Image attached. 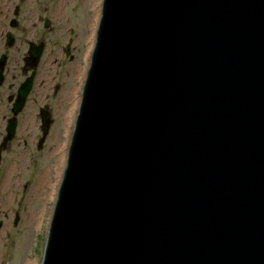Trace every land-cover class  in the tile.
<instances>
[{
  "label": "water",
  "instance_id": "obj_1",
  "mask_svg": "<svg viewBox=\"0 0 264 264\" xmlns=\"http://www.w3.org/2000/svg\"><path fill=\"white\" fill-rule=\"evenodd\" d=\"M41 264H264V0H102Z\"/></svg>",
  "mask_w": 264,
  "mask_h": 264
},
{
  "label": "flooded vegetation",
  "instance_id": "obj_2",
  "mask_svg": "<svg viewBox=\"0 0 264 264\" xmlns=\"http://www.w3.org/2000/svg\"><path fill=\"white\" fill-rule=\"evenodd\" d=\"M92 1L0 0V264H17L21 238L40 222L32 221L43 204L37 183L64 160L91 47Z\"/></svg>",
  "mask_w": 264,
  "mask_h": 264
},
{
  "label": "rangeland",
  "instance_id": "obj_3",
  "mask_svg": "<svg viewBox=\"0 0 264 264\" xmlns=\"http://www.w3.org/2000/svg\"><path fill=\"white\" fill-rule=\"evenodd\" d=\"M100 0H93L92 3L90 4V10H89V15H88V22L92 21L93 18L96 17V14H94V12H96L95 10H93V6L96 4H99ZM74 103V102H73ZM73 110H72V116L74 117V119L72 118L70 120V132L72 133L73 130V126H74V120H75V116L77 114V109L75 107V105H72ZM74 114V115H73ZM68 122V121H67ZM61 121L57 123V141H58V131L61 126H60ZM67 128L68 125H67ZM64 134V132H63ZM63 138V135H62ZM56 145L58 147V142H56ZM57 170H58V166L57 164L55 165V168L49 169V177H48V181L51 182L53 181L54 183V187H55V191H57V188L59 187V181L61 178V175H59V173L57 174ZM52 201H46L44 210L46 211L45 214H43L40 217V222H39V226L37 229L33 230L31 232V238H30V234L29 233H25V236H23L21 238L22 241V247L20 248V250H18L19 252L17 253V264L20 262L21 264H40L41 263V259H42V255H43V250H44V246H45V238L47 235V229H48V224H49V220H50V216L52 214V210H53V206H54V200L51 199ZM44 202V201H43ZM27 236V237H26ZM29 238H30V242H29ZM16 261L15 260H11L10 264H15Z\"/></svg>",
  "mask_w": 264,
  "mask_h": 264
},
{
  "label": "bare ground",
  "instance_id": "obj_4",
  "mask_svg": "<svg viewBox=\"0 0 264 264\" xmlns=\"http://www.w3.org/2000/svg\"><path fill=\"white\" fill-rule=\"evenodd\" d=\"M96 6V4H95ZM89 59V58H88ZM74 115V114H73ZM72 118L74 119V117L72 116ZM62 150V149H61ZM63 159V156L61 155L59 157V163L57 164L58 166V170H57V174L59 173V175H61L62 171H63V168H64V160ZM49 177V175H48ZM48 177L47 175H43L40 177L38 183H37V188L38 189H43L41 192H40V198L44 201L39 212H36V213H33L31 216H32V221L33 223H37L40 219V217L44 214V203L46 201H52L51 198L54 196V194L52 193V188H53V181L49 182L48 181Z\"/></svg>",
  "mask_w": 264,
  "mask_h": 264
}]
</instances>
